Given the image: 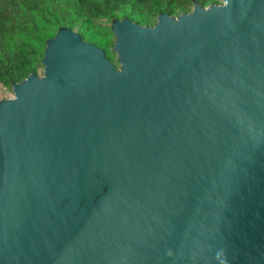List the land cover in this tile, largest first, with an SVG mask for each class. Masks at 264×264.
<instances>
[{
  "label": "water",
  "instance_id": "obj_1",
  "mask_svg": "<svg viewBox=\"0 0 264 264\" xmlns=\"http://www.w3.org/2000/svg\"><path fill=\"white\" fill-rule=\"evenodd\" d=\"M58 27L0 99V264H264V0ZM169 251L171 255H169Z\"/></svg>",
  "mask_w": 264,
  "mask_h": 264
},
{
  "label": "trees",
  "instance_id": "obj_2",
  "mask_svg": "<svg viewBox=\"0 0 264 264\" xmlns=\"http://www.w3.org/2000/svg\"><path fill=\"white\" fill-rule=\"evenodd\" d=\"M218 0H0V85L10 89L31 72H37L44 41L58 27L75 30L82 40L103 48L109 61L113 35L98 18H128L139 25H152L159 13L188 12Z\"/></svg>",
  "mask_w": 264,
  "mask_h": 264
},
{
  "label": "rangeland",
  "instance_id": "obj_3",
  "mask_svg": "<svg viewBox=\"0 0 264 264\" xmlns=\"http://www.w3.org/2000/svg\"><path fill=\"white\" fill-rule=\"evenodd\" d=\"M220 1L218 0L217 3H219ZM192 8V7H191ZM190 8V10H191ZM189 10V11H190ZM96 24L99 25H109V20L106 18H98L94 21ZM75 31V30H74ZM103 49V48H102ZM115 66L117 65L116 62L111 61ZM42 71V67L40 66L39 69L37 70L36 74L40 75ZM12 97V92L11 89L4 87L2 85H0V99H6V98H11Z\"/></svg>",
  "mask_w": 264,
  "mask_h": 264
},
{
  "label": "clouds",
  "instance_id": "obj_4",
  "mask_svg": "<svg viewBox=\"0 0 264 264\" xmlns=\"http://www.w3.org/2000/svg\"><path fill=\"white\" fill-rule=\"evenodd\" d=\"M169 255H171V252L169 251V253H168Z\"/></svg>",
  "mask_w": 264,
  "mask_h": 264
}]
</instances>
